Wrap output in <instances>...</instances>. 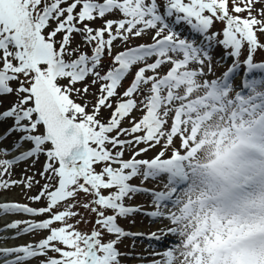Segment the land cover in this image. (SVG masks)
Returning <instances> with one entry per match:
<instances>
[{
    "label": "snow or ice",
    "instance_id": "1",
    "mask_svg": "<svg viewBox=\"0 0 264 264\" xmlns=\"http://www.w3.org/2000/svg\"><path fill=\"white\" fill-rule=\"evenodd\" d=\"M261 37L264 0H0V197L27 201L0 199V233L11 232L0 242L40 237L0 247V264L144 261L137 240L149 264H264V117L233 114L207 160L186 167L197 137L184 103L233 85L236 99H264ZM218 48L231 64L209 80ZM162 177L161 190L145 186ZM138 195L147 204L127 203ZM137 215L168 224L120 223Z\"/></svg>",
    "mask_w": 264,
    "mask_h": 264
},
{
    "label": "rangeland",
    "instance_id": "2",
    "mask_svg": "<svg viewBox=\"0 0 264 264\" xmlns=\"http://www.w3.org/2000/svg\"><path fill=\"white\" fill-rule=\"evenodd\" d=\"M222 27V25H220L219 23H217L215 25V27L212 29V31H216L218 28ZM178 31H181L183 36H189L192 37V34L186 29L185 26L181 25L178 26L177 28ZM262 40H264V37H261ZM147 38H144L143 40H139V41H133L132 43H143L146 42ZM120 45L119 42H117V45L114 46V51L115 50H120ZM223 54V50H220V53H218V50L216 49L213 52V60H212V68L213 71L212 73H210L207 76V79L211 80V79H215L216 77L221 76V74L226 70V68L228 67V65L226 66V64L224 63H220L218 64L217 61L220 60L221 55ZM260 52H257L256 55H259ZM228 62V61H227ZM105 64L107 65V60L105 61ZM233 88H235V85L232 86L231 89L228 90H223L222 92H220L217 96L214 97H209L207 99H205L204 97L207 95V93H205L202 90H198V91H194L193 93L190 94L189 98L187 100L184 101L185 104L190 105L191 107L188 109H185V111H191L193 113V115L188 116L187 119L189 121H194L195 124V128H196V140L194 142L193 145H203L200 148V152L198 154V158H200L201 160H207V158L209 157L212 149H213V144L211 143L212 139H213V134L214 133H218L220 131H223L226 128H230L232 126V121H233V114H235V106H234V100L236 98V95L234 93ZM93 91H95V89H93ZM197 97H194L196 96ZM198 98L201 102L200 103H196V105H192V100ZM260 112H261V116H258L256 120L254 121H258L260 120L261 117H264V112H262L264 110V105H261L259 108ZM140 114L139 111L134 112L133 116H138ZM105 115H107V113H105ZM141 115V114H140ZM208 119H204L203 121H199L198 117H201L202 119L205 117H208ZM125 125H127V121H125ZM191 126V125H190ZM207 130L208 133H205L204 130ZM12 139V138H10ZM10 142V141H9ZM212 145V146H210ZM144 145H141V147H143ZM180 143L176 144L175 143V147L179 148ZM172 150V149H170ZM169 150V155L171 154V151ZM159 148L153 149L149 152H147L146 154H152L155 152H158ZM143 156L139 157L142 158ZM151 157V156H150ZM125 158H128V154H125ZM147 158V157H145ZM43 160L44 158L41 157L40 161L37 163L36 165V169L35 170H39L41 168V165L43 164ZM19 172V169L17 170V173ZM133 181H139V178L134 179ZM37 190L33 189V193L35 194ZM19 190H14L12 192L6 193L4 194L3 197H0V199H4L7 198L9 200H17V201H21V202H27L25 200L22 199V197L18 194ZM150 198H147L146 202L149 201ZM143 201V196L142 195H138L136 196V198L134 200H132V203H142ZM127 203H130V201H128ZM36 206V205H33ZM25 217H21V216H16V217H7L6 219H23ZM136 223L135 225H131L129 223V221L126 220H122L123 224L126 226V228H129L130 230H134V229H147L149 228V226H153L155 223H149V220L147 217L144 216H140L137 215L135 217ZM4 223L3 220H0V226H2V224ZM55 226V225H54ZM80 229L83 230L84 229V225H79ZM2 235H5L4 233H0ZM8 235V233L6 234ZM43 235V234H41ZM40 237L39 235L33 237V236H24L20 239L17 240V242L19 241L22 243H25L29 240H38ZM15 241V240H14ZM4 242H8L4 241ZM136 247L137 246H142V242L140 241H136ZM132 242L130 240H125L124 241V245H130ZM124 245H121L120 247L124 248ZM7 246H12V244H7ZM151 260V259H150ZM150 260L147 261V264H149ZM139 262H143V261H139Z\"/></svg>",
    "mask_w": 264,
    "mask_h": 264
},
{
    "label": "bare ground",
    "instance_id": "3",
    "mask_svg": "<svg viewBox=\"0 0 264 264\" xmlns=\"http://www.w3.org/2000/svg\"><path fill=\"white\" fill-rule=\"evenodd\" d=\"M204 132L205 133H208V131L205 129L204 130ZM210 146H212V145H210ZM168 224V223H167ZM167 224H165L164 225V227H166L167 226ZM5 235L7 234V233H4ZM0 235H2V234H0ZM4 243V241L3 242H0V247H4L5 245H7V244H3ZM8 243L9 244H12V245H16V244H18L19 243V241L17 242V240H8ZM19 244H22V242H20ZM147 247H143L142 249H144L143 251H145V249H146ZM149 250L150 249H147V251H145V254H144V256L146 255V256H152L153 255V253H149ZM132 264H137V261L136 260H134L133 261V263Z\"/></svg>",
    "mask_w": 264,
    "mask_h": 264
}]
</instances>
